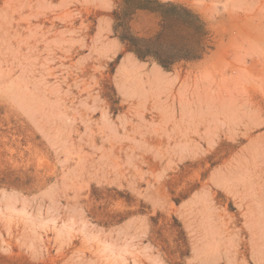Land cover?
Segmentation results:
<instances>
[{
    "label": "rangeland",
    "instance_id": "rangeland-1",
    "mask_svg": "<svg viewBox=\"0 0 264 264\" xmlns=\"http://www.w3.org/2000/svg\"><path fill=\"white\" fill-rule=\"evenodd\" d=\"M0 264H264V0H0Z\"/></svg>",
    "mask_w": 264,
    "mask_h": 264
},
{
    "label": "trees",
    "instance_id": "trees-1",
    "mask_svg": "<svg viewBox=\"0 0 264 264\" xmlns=\"http://www.w3.org/2000/svg\"><path fill=\"white\" fill-rule=\"evenodd\" d=\"M174 15L181 18L184 23L193 28L194 23L198 21V17L190 10L179 8V12L174 10ZM196 30L198 28H195ZM162 33L150 39L129 38L128 46L138 59L145 60L151 58L158 62L162 67L168 68L178 60H190L197 58L194 48L186 44L177 46L173 44H165L161 41Z\"/></svg>",
    "mask_w": 264,
    "mask_h": 264
}]
</instances>
